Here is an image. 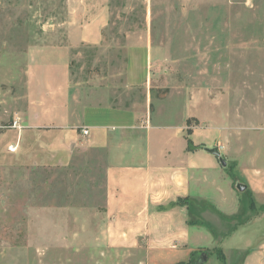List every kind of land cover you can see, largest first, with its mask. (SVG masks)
I'll return each mask as SVG.
<instances>
[{
    "label": "crops",
    "instance_id": "0c3cea01",
    "mask_svg": "<svg viewBox=\"0 0 264 264\" xmlns=\"http://www.w3.org/2000/svg\"><path fill=\"white\" fill-rule=\"evenodd\" d=\"M107 21L103 12L97 15L74 34V44L97 45ZM70 49H28L26 107L22 116H14L9 141L0 135V164L65 167L77 150L101 151V246L139 254L138 264H264V174H245L246 189L236 193L230 175L204 150L211 148L212 133L196 124L192 96L183 97L186 103L178 106L180 118L173 115L178 113L175 105L160 111L163 100L175 97L162 99L159 93L163 87L152 75L154 48L143 49L141 64L126 62L118 95L112 98L110 88H98L100 96L84 93L83 102L72 101L76 88L70 79ZM136 89L138 99L132 95ZM188 140L193 150H188ZM10 147L15 151L9 152ZM2 211L23 210L0 205ZM74 211L68 205L27 209L24 241L11 242L5 239L10 230H0V264H72L54 256L70 245L88 243L87 225L71 231Z\"/></svg>",
    "mask_w": 264,
    "mask_h": 264
},
{
    "label": "rangeland",
    "instance_id": "374dc122",
    "mask_svg": "<svg viewBox=\"0 0 264 264\" xmlns=\"http://www.w3.org/2000/svg\"><path fill=\"white\" fill-rule=\"evenodd\" d=\"M102 12L108 21L101 41L76 46L74 34ZM33 45L71 46L75 102L86 100L84 93L100 96V88H110L114 98L126 62L141 64L143 49L154 48L152 75L163 87L158 92L162 99L175 97L163 100L160 111L175 105L173 115L180 118L178 106L192 96L196 124L209 127V145L226 162L222 172L236 193L245 174H264V0H0V135L7 142L14 116L26 107V54ZM132 95L138 99L141 92ZM103 172L104 154L92 149L75 151L65 167L0 164V205L23 210L0 213V230H10L5 239L25 240L27 209L68 205L77 210L69 216L72 233L87 225L88 243L70 245L55 258L138 264L139 254L115 253L97 240L104 223ZM14 232L17 238L9 237Z\"/></svg>",
    "mask_w": 264,
    "mask_h": 264
},
{
    "label": "water",
    "instance_id": "95a60500",
    "mask_svg": "<svg viewBox=\"0 0 264 264\" xmlns=\"http://www.w3.org/2000/svg\"><path fill=\"white\" fill-rule=\"evenodd\" d=\"M204 150L210 155L214 156L218 159L222 167L226 166V162L222 159L221 154L217 148H204ZM236 190L239 192H243L246 189V186L243 184H237L235 186Z\"/></svg>",
    "mask_w": 264,
    "mask_h": 264
},
{
    "label": "built area",
    "instance_id": "2783aa9c",
    "mask_svg": "<svg viewBox=\"0 0 264 264\" xmlns=\"http://www.w3.org/2000/svg\"><path fill=\"white\" fill-rule=\"evenodd\" d=\"M15 123H16V122H13V125H12V126H14ZM82 134H83V135H87V134H88L87 129H82ZM14 151H15V148H12V147L9 148V152H14Z\"/></svg>",
    "mask_w": 264,
    "mask_h": 264
},
{
    "label": "trees",
    "instance_id": "16d2710c",
    "mask_svg": "<svg viewBox=\"0 0 264 264\" xmlns=\"http://www.w3.org/2000/svg\"><path fill=\"white\" fill-rule=\"evenodd\" d=\"M188 150H193V147L191 146V142L188 140Z\"/></svg>",
    "mask_w": 264,
    "mask_h": 264
}]
</instances>
